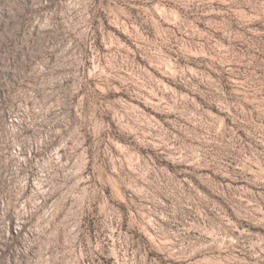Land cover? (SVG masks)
<instances>
[{
  "label": "rangeland",
  "instance_id": "1",
  "mask_svg": "<svg viewBox=\"0 0 264 264\" xmlns=\"http://www.w3.org/2000/svg\"><path fill=\"white\" fill-rule=\"evenodd\" d=\"M0 264H264V0H0Z\"/></svg>",
  "mask_w": 264,
  "mask_h": 264
}]
</instances>
